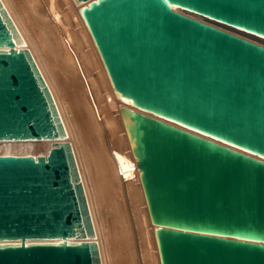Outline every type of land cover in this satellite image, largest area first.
I'll use <instances>...</instances> for the list:
<instances>
[{
	"label": "water",
	"instance_id": "water-1",
	"mask_svg": "<svg viewBox=\"0 0 264 264\" xmlns=\"http://www.w3.org/2000/svg\"><path fill=\"white\" fill-rule=\"evenodd\" d=\"M115 92L160 264H264V0H76ZM172 121L176 124H173ZM0 264H102L59 110L0 0ZM217 139V140H215Z\"/></svg>",
	"mask_w": 264,
	"mask_h": 264
},
{
	"label": "bare ground",
	"instance_id": "bare-ground-1",
	"mask_svg": "<svg viewBox=\"0 0 264 264\" xmlns=\"http://www.w3.org/2000/svg\"><path fill=\"white\" fill-rule=\"evenodd\" d=\"M2 2L52 92L67 140L73 146L102 264H160L138 169L119 114V107H131V103L114 91L81 15L79 9L88 1ZM172 8L264 46L260 35L176 5ZM79 24L84 31L81 37H87L92 54L82 50L75 30ZM52 143L47 139L0 140V155H46ZM101 197L111 199L107 203L108 213H112L109 224L106 222L108 227L101 221L104 215L100 219Z\"/></svg>",
	"mask_w": 264,
	"mask_h": 264
},
{
	"label": "rangeland",
	"instance_id": "rangeland-1",
	"mask_svg": "<svg viewBox=\"0 0 264 264\" xmlns=\"http://www.w3.org/2000/svg\"><path fill=\"white\" fill-rule=\"evenodd\" d=\"M75 30L77 31V34H78V38H79V41L81 42V44H82V50L83 51H85V52H89V53H93V50H92V47H91V45H90V43H89V41H88V39H87V37L85 36V37H81L82 35V33H84V31H83V28L81 27V25L79 24L77 27H75ZM93 56V55H92ZM93 58H95V56H93ZM101 75H102V72H101ZM102 199H104L103 201L102 200H100L101 202H99V205H100V203H102L101 205H103V206H105V207H108V209L107 208H104L103 206H100L99 208H100V210L99 211H101V213H100V219H101V216L102 215H104V216H102V222H104L106 225L105 226H107L108 227V224H109V220H111V219H109V218H112V213L110 214V213H108V211L109 212H111L110 210H109V208H110V201H111V199H110V201H105L106 200V198H107V200H109V198L108 197H101ZM103 202H104V204H103ZM105 203H106V205H105ZM107 203H109L108 204V206H107ZM125 203H126V201H125ZM101 207H103V208H101ZM140 207H143V205H140ZM105 216H107V217H105ZM111 216V217H110ZM106 219V221L105 220H103L104 218ZM109 221V222H108ZM106 222H108V224L106 223ZM103 223V224H104ZM148 231H150V228H148L147 229Z\"/></svg>",
	"mask_w": 264,
	"mask_h": 264
}]
</instances>
